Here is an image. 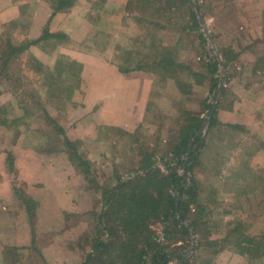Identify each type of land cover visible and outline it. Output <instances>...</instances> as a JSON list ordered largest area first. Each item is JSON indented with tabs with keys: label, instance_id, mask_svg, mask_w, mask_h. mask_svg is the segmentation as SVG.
<instances>
[{
	"label": "trees",
	"instance_id": "trees-1",
	"mask_svg": "<svg viewBox=\"0 0 264 264\" xmlns=\"http://www.w3.org/2000/svg\"><path fill=\"white\" fill-rule=\"evenodd\" d=\"M45 1L51 15L39 37L36 39L26 38L19 42L14 35V31L19 27L17 22L5 25V30L0 35V97L5 94L12 97L9 103L0 105V128L16 131L15 141H17L21 136L19 129L27 126L25 122L32 116L31 111L41 110L45 115V125L37 129L39 133H42L41 137L46 138L45 130L54 128L55 135L62 137V139L56 140L62 147L59 150L66 154L75 170L85 180L90 181L89 178L93 174L92 164L80 152L82 142L69 139L59 121L49 113V108L52 105H61V107L67 105L81 91L83 65L68 56L58 54L54 67L51 68L31 53L32 47H38L45 53L55 55L59 48L70 43L71 39L67 34L51 32L50 20L59 13H68L78 1ZM201 1L195 0V4L198 12L204 17L206 14ZM98 6L100 5L98 4ZM28 9V7L21 8V13H26ZM124 11L130 16L132 14L140 33L127 46L117 44L114 48L116 55L115 62H113L122 74L128 75L132 72L142 71L152 74L155 78L154 87H156L185 69V64L179 59V50L183 48L185 40L189 39L193 43L195 38L199 43V48L205 51L207 38L202 32L201 24L196 13L192 10L189 0H129L124 6ZM127 19L128 16L124 18L122 26H126ZM163 20L169 22L171 26L161 25L160 21ZM159 28L180 31L181 38L174 46L167 47L157 35ZM101 36H103L102 33ZM108 38L110 44L111 37ZM213 39L215 38L213 37ZM259 40L264 45V29ZM106 45L109 46L107 42ZM208 54L211 53H203L205 61L202 67L204 73L201 78L205 79L206 84L209 83L207 85L209 93L213 94L220 86L219 74L220 71H224V67L221 66L217 56L210 58ZM219 54L223 66L228 69L232 62L240 56L231 51H224V53L219 51ZM257 56L252 70L254 75L264 73V46ZM207 59L209 60L207 61ZM25 60L27 61L25 64L27 70L39 78V89L34 91L32 87L28 90L24 87L22 65ZM253 82V80H248L247 83ZM40 88L44 90L45 97L40 94ZM226 94L227 90L223 88L211 128L219 124L217 112L220 108L231 110L235 106L236 98L230 101L228 106L223 105L224 99L222 98ZM152 106V102L149 103V111ZM204 107L209 113L212 104H205ZM205 121V118L193 117L181 128L171 149L166 151L161 158L167 168L166 172L156 166L153 160L155 152H146L143 143L139 147L141 161H137L138 165L129 170V174H133L130 179L115 176L116 184L113 187L105 186L95 180L91 181L89 190L95 189L96 193H100V197L94 196L90 209L97 220L95 230L91 236H84L83 245L79 244L83 251L89 249L83 264H170L176 259L180 264H189V257L183 253L193 243L187 226L188 220L193 235L198 237L196 239L198 248L204 246L203 252L218 256V254L229 253L228 249H233L238 255L248 257L252 262L264 258V233L260 234L256 230L260 229L261 212L259 213L258 210V203H260L258 200L264 199V177H261L258 184L260 194L257 199L251 202L257 207L255 214L251 215V219L249 218L245 222L235 220L226 224V231L220 243L208 238V229L219 226L218 220L214 219H219L222 213H218L216 216L217 201L211 198L212 196H208L204 203H200V194L205 189L202 190V182H199L196 177V169L200 166V171L206 173L213 168L212 171L214 170V173L217 172L216 175H219L221 163L226 160V151L232 143L241 142L237 136H241V132H245V128L232 124L227 125L229 132L223 139L222 137L217 139L213 137L210 140L209 135L204 141L198 132ZM102 131L124 132L132 137L131 133L121 128L107 125L100 127L99 133ZM193 139L191 153L187 158L185 154ZM132 143L135 146L139 145V138L134 139ZM135 146L131 147V150H135ZM200 147L203 149L202 158L199 156L202 151L200 154L198 152ZM214 149L217 150L215 156ZM49 151L53 152V149H49ZM170 156L171 159L166 161L165 159ZM13 160L14 155L8 152L6 166L13 177H17L18 171H16ZM172 163L174 166H171ZM180 169H184L182 174L179 172ZM188 174H191V177ZM11 182L13 195L21 201L28 217L32 249L41 255V251L35 246L37 242L36 203L13 185V179ZM255 188L254 190H256ZM192 207L195 208V211ZM235 210L236 202L225 207L223 212L234 214ZM253 218L257 222V228L251 227L254 222ZM157 224L163 226V232L166 234L165 243L158 240L154 229ZM202 228H206L207 233H204ZM179 243L181 245H178ZM16 250L19 249L16 248L13 251ZM178 254L179 256L174 258ZM8 256L15 257V253H5L6 259L11 263L22 261V255L19 261L8 259ZM212 262L205 259L202 264H213Z\"/></svg>",
	"mask_w": 264,
	"mask_h": 264
},
{
	"label": "rangeland",
	"instance_id": "rangeland-1",
	"mask_svg": "<svg viewBox=\"0 0 264 264\" xmlns=\"http://www.w3.org/2000/svg\"><path fill=\"white\" fill-rule=\"evenodd\" d=\"M97 2L98 0H83L80 2L81 5H87L88 7H74L63 17L66 28L71 34L74 33L73 35L77 37L75 35L77 32L85 35V37L71 38L72 40L69 43L71 48L65 47L67 44L61 48H69L74 51L78 49L81 52L99 55L107 59L108 62H111V60L115 62V46L117 44L127 46L131 40L139 35L140 30L134 22L132 14L129 15L130 18L127 19L126 26L124 25L120 29L115 28L116 30L111 31V24L104 29L105 31H102V25L93 29L94 25L90 22L91 18L89 19L87 13L91 9L94 10L93 8ZM201 5L206 15L203 17L199 12L196 15H198L197 19L201 24L202 32L207 38L205 51L199 48V43L195 38L193 43L189 39L184 41L183 48L179 50V59L185 64V69L155 87L149 99V103L152 102L153 106L137 129L131 133L132 137L118 131H102L99 133L102 125L111 124V112L115 111L111 109V102L97 104L94 110L85 111V97L81 91L77 96H74L71 103L62 105V107L61 105H52L49 108L50 115L59 121L65 135L72 141L82 142L80 152L92 164L93 174L89 178L90 181L85 180L69 162L66 154L59 150L61 145L56 140L62 139V137L55 135L54 128L45 130V136L48 138L41 137L42 133L37 130L45 125V115L41 110L31 111L32 116L25 122L27 126L19 129L21 136L17 141H15L16 131L0 128V155L4 157L2 159L0 156V177L5 178L4 181H0V264H48L39 252L32 249V245L28 247L31 248V251L22 252L27 248L13 251L16 247L12 246L11 241L15 238V232L14 229L8 227L13 226L11 224H13L12 221L15 218L19 221V209L21 212L24 209L21 201L13 195L12 179L14 181L13 185L36 203L35 229L37 242L35 246L37 249L42 251L50 247L49 244L52 242L50 234L59 233L62 229L65 230V226L62 225V221L65 220L68 228L67 232L63 231L64 234L58 236L59 240H55L57 245L46 250L48 252L46 257L50 264H83L89 249L83 251L79 244L83 245L84 236H91L95 230L97 220L90 209L94 196L100 197V193H96L95 189L89 190L91 181L95 180L105 186L113 187L116 184L115 176L130 179L133 174H129V170L138 165L137 161H141L139 147L143 143L146 152H155L153 160L156 166L166 172L167 168L161 158L166 151L171 149V145L176 139L175 137H178L181 128L189 122L190 118L198 116L205 118L204 125L206 124L209 113L205 110L204 105L210 103L213 105L217 91H214L213 94L209 93L210 90L207 87L209 83L206 84L205 79L201 78L204 73L202 67L205 61L203 53L209 52L211 53L208 54L210 58L217 56L221 62L219 51L223 53L224 51H231L233 54L240 55L236 61L232 62L230 69L224 66L228 71V80L223 87L227 90L226 96L222 98L224 99V106H228L230 101L239 97L241 101H246L253 93L256 96L254 98L250 97L252 101L258 107L264 105V73H257V75L252 73L257 61L256 57H258L257 55L263 50L264 46L259 40L264 29V0H202ZM107 12L110 13L108 10ZM102 15H105V12L102 11ZM109 15H105L106 19L111 18V14ZM160 23L165 27L171 26L166 20L160 21ZM101 33L103 36H101ZM157 35L167 47L174 46L181 38L180 31L170 30L169 28L157 29ZM109 36L111 37L110 44L108 41ZM106 42L109 45L108 47ZM61 48L55 55H49L48 57L44 54L38 57L39 53L36 49L31 53L45 65L53 68ZM25 64H27L26 60L22 65L24 87L27 90L32 87L34 88L33 91L39 89V78L29 72ZM225 69L222 72L220 71V74L218 73L221 83L225 76ZM248 80L254 82L251 83L252 89L245 91L243 87H246ZM261 86V91L255 92ZM221 91L217 105L220 101ZM44 93V90L40 88V94L43 97H45ZM11 100L12 97L5 94L0 97V105L7 104ZM101 108L102 110L98 111ZM223 110V108L218 110V119L222 117ZM10 112H12V109H10ZM98 112H100L102 121L106 122L105 124L100 125L93 121V114L95 113V116H97ZM263 121L264 119H256V116L251 115V119L246 120L249 123L247 127L253 132L257 126V133L263 135ZM231 124L236 125L225 119L216 127H210L211 129L209 128L208 131L201 133V137L204 141L209 135L210 140L213 137L215 139L222 137L223 139L225 134L229 132L226 126ZM136 138H139V145L135 146L132 142ZM224 142L226 141L224 140ZM133 146H135V150H131ZM49 149H53V152H50ZM8 152L14 155L13 162L16 171H18L16 174L18 176L14 175L16 178L13 177V174L5 165ZM198 152L199 154L201 152L199 156L202 158V147L199 148ZM170 159L171 156L165 160ZM171 166H174V163ZM199 168L201 167L199 166L196 169V177L199 182H202V190L205 189L200 194L199 201L204 203L205 199L202 194L209 187L207 185L209 181L208 171L206 170L207 172L204 173ZM183 171L184 169H180V174ZM263 171L261 170L264 175ZM188 176L191 177V174H188ZM2 195L4 198L1 197ZM216 201V210L218 209L216 216H218V213H221L219 210L222 206L219 205L221 203L219 200ZM223 201L231 204L235 202V196H228L226 201ZM258 202H260L258 203V210L259 213L261 212L260 229L257 228L256 230L262 234L261 232L264 233V199L261 198ZM192 208L195 211V208ZM235 218L234 214L232 217L226 215L214 219L218 220L217 224L219 226L217 228L221 229L222 232L221 234L218 233V238L224 234L225 225L233 222L232 219ZM22 220L25 219L22 218ZM188 223L190 225L189 220ZM29 229H31L30 226ZM154 229L158 235V240L165 243L166 234L163 232V226L157 224ZM190 238L193 242H196L195 249H191L192 243L183 253L189 257V264H202L210 256L203 253L204 246L198 248L197 236L195 237L192 233ZM45 245L46 247H44ZM178 245H181V243ZM228 251L229 253L222 256L218 264H264V258L252 262L248 257H245L242 261L233 249H228ZM10 252L11 254L12 252L15 253V257L8 256V259L19 261L23 254L22 261L27 260V262L11 263L5 257V253ZM178 256L179 254L175 255L174 258ZM170 264L180 263L176 259Z\"/></svg>",
	"mask_w": 264,
	"mask_h": 264
},
{
	"label": "crops",
	"instance_id": "crops-1",
	"mask_svg": "<svg viewBox=\"0 0 264 264\" xmlns=\"http://www.w3.org/2000/svg\"><path fill=\"white\" fill-rule=\"evenodd\" d=\"M77 1L78 2L75 7H88L87 5H81L80 2L83 0ZM127 2H129V0H98V2L95 4V7L93 8L94 10L91 9L87 13L89 19L91 18L90 22L94 25L93 29L98 28L99 25H102V31H105L104 29L110 24L111 31H114L115 28L120 29L123 27V21H125L124 18H126V16L130 18V16L124 11V6ZM98 4L100 6H98ZM23 7L29 8L26 13H21V8ZM107 10L110 11V13L107 12ZM102 11L105 12V15L110 16L109 14H111V18L108 17L106 19L105 15H102ZM66 14L68 13H59L54 18H51V32L65 33L70 37V39H79L81 36L85 37V35L77 32L75 34L77 37H75L73 35L74 33L71 34V32L67 30L66 22L63 21V17L66 16ZM50 15L51 13L49 11V6L45 0H0V35L4 32L5 25L11 22H17L19 27L14 31V35L19 42H22L26 38L36 39L40 36L44 25L49 22ZM65 47L71 48L69 44H67ZM69 48H61L59 54L69 56V58L72 60H75L83 65L81 91L85 97L84 110H94L97 107V104L99 105L102 103L104 104L106 102H111V109H114L115 111L113 113L111 112V124H105L106 122L102 121L100 112H98L97 116H95V113L93 114V121L99 123L100 125L105 124L113 128H121L124 131L130 133L134 132L149 112V99L151 97L152 91L155 89L154 76L144 71L132 72L128 75H125L119 71L112 60L111 62H108L107 59H104L99 55L81 52L78 49H75L74 51L73 49ZM35 49L38 50V57L43 54L47 57L50 55L43 52L38 47H32L31 52ZM260 88H262V86L257 88V91L255 92L261 91ZM243 89L245 91H250L252 89L251 83H246V87H243ZM254 94L255 93L250 95V97L254 98V96H256ZM107 97L108 99H106ZM250 97L246 101H241L239 99L240 97L238 99L236 98L234 108L231 110L224 109L221 113L222 117L218 119L219 124L221 121H225V119H227L239 127H244L245 132H241V136H237L238 140L241 139V142L237 141L238 143H232V145L226 151V160L221 163V171L219 172V175H216L217 172L214 173V170L212 171L213 168L207 172V177L209 179V181L207 180V183L209 187L202 194L204 195V199H207L208 196H212L211 198L221 202L220 205L222 208L219 211L222 213V216L227 215L232 217V215L235 214L236 218L232 219V221L240 220L245 222L249 218L251 219V215L255 214V209H257V207L251 202L254 201V199H257V196L260 194L258 184L261 177H264L261 172V170H264V134L259 135L260 133H257V126L252 132V130L247 127V124L249 123L246 122V120L248 121L251 119V115L256 116V119L263 120L264 105L258 107ZM101 110L102 108L98 111ZM262 124H264V121ZM214 150L215 156L217 150ZM0 156L2 159H4L3 155ZM4 180L5 178L2 179L0 177V181ZM254 188L256 190H254ZM231 195L235 196L236 210L234 214H225L223 210H225V207H228L230 203L224 202L223 200L226 201L227 197ZM1 197L4 198L3 195ZM22 218L25 220L23 221ZM18 219L19 221L15 218L12 221L13 224H11L13 226L8 227L10 229H14L13 231L15 232V238H13L14 240L11 241L12 246L18 249L27 248L22 252L31 251V248L28 247L32 243V236L31 229H29L30 224L26 212H21L19 209ZM62 225L65 226V230L62 229L59 231V233L54 232V234H50V237L52 238V242L49 244L50 247L57 245L55 240H59L58 236H60L62 233L64 234V232H67L68 228L66 227L65 220L62 221ZM256 225L257 222L254 220L251 227L255 226L257 228ZM251 229L254 230L253 228ZM203 230L205 233H207L206 228ZM208 230L209 240L214 242L217 241L219 243L222 241L224 234L220 238L217 236L218 233H222L221 229L212 227ZM225 231L226 229L224 232ZM19 232L20 234H18ZM48 248L43 249L41 251V255L44 260L50 264V261L46 257L48 253L46 250ZM203 253L210 256L208 259L213 261V264H218V261L221 260V257L226 255L218 254V256H216L215 254H209L208 252ZM238 257L242 261L245 258V256L241 255H238ZM21 262L24 263L27 262V260Z\"/></svg>",
	"mask_w": 264,
	"mask_h": 264
},
{
	"label": "water",
	"instance_id": "water-1",
	"mask_svg": "<svg viewBox=\"0 0 264 264\" xmlns=\"http://www.w3.org/2000/svg\"><path fill=\"white\" fill-rule=\"evenodd\" d=\"M189 3L191 5L192 10L197 14L198 13V10H197L195 1L194 0H189ZM196 16L198 17V15H196ZM220 64H221L222 67H224L223 66V63L221 61H220ZM227 80H228V71H227V69H225V76H224L223 82L220 84V86H219V88L217 90V93H216V96H215V99H214V103H213L212 108H211V110L209 112V116H208L207 122L204 125V127L199 131L198 134H201V133L205 132L206 130L208 131V129L211 127L212 121H213V116H214V113H215V110H216V107H217V100H218L220 91L225 86V83L227 82ZM192 144H193V140L190 142V147L188 148L187 153L185 154V157H187V158L189 157V154L191 152V146H192ZM187 226H188L189 232L192 235L191 227H190V225H189L188 222H187ZM195 245H196V242L194 241L193 242V245H192V248H191L192 250L195 249Z\"/></svg>",
	"mask_w": 264,
	"mask_h": 264
}]
</instances>
